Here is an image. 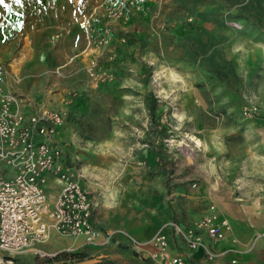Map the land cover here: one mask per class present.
Listing matches in <instances>:
<instances>
[{"label":"rangeland","instance_id":"rangeland-1","mask_svg":"<svg viewBox=\"0 0 264 264\" xmlns=\"http://www.w3.org/2000/svg\"><path fill=\"white\" fill-rule=\"evenodd\" d=\"M147 2L146 14L133 16L126 28L114 26L128 40L115 42L114 60H99L114 74L106 89L85 72L106 22L105 0H4L0 28L14 46L11 41L1 46L10 51L2 61L7 88L20 102L23 93L38 107L65 114L71 160L93 172L92 185L103 194L96 212L105 204L104 194L117 201L109 191L130 173L129 183L141 192L133 201L143 219L138 221L148 223L152 214L161 230L173 231L171 225L192 206L191 191L204 184L235 194L264 185V0ZM20 57L27 63L13 69L10 64ZM81 96L88 110L72 111L71 103ZM152 99L158 105L153 118L146 106ZM249 104L258 106L253 117L243 114ZM163 126L173 160L168 175L154 154ZM50 186L55 196L58 187L53 181ZM114 233L117 229L106 233L107 243L89 244L53 232L50 243L62 237L82 245L59 251L51 264H148L147 241L131 236L115 242ZM261 234L254 246L257 235L247 244L249 252L256 251ZM31 262L44 263L37 254Z\"/></svg>","mask_w":264,"mask_h":264},{"label":"built area","instance_id":"built-area-1","mask_svg":"<svg viewBox=\"0 0 264 264\" xmlns=\"http://www.w3.org/2000/svg\"><path fill=\"white\" fill-rule=\"evenodd\" d=\"M146 1L105 0L106 22L96 41V53L85 66L93 84L113 80L114 74L99 60L106 56L109 61L115 59V42L125 44L127 36L118 35L114 26L126 28L133 16L144 10ZM256 113V104L243 108L246 117ZM65 122V114L53 108L27 113L17 95L0 82V162L15 173L13 177L0 175V264H16L18 255L28 250L35 251L43 264H48L57 253L36 245L47 243L53 232L64 238H84L89 244L111 240L95 219L98 203L82 185L83 171L73 163L66 144L60 140ZM52 181L59 191L54 197L49 191ZM171 227L190 251L204 248L205 237L214 244L228 238L237 242L229 219L217 212L205 215L189 228L179 223ZM261 236L254 239L252 246ZM150 242L157 250L150 256L156 264H187L185 255L171 254L166 234L157 233ZM218 257L215 251L206 249L209 261Z\"/></svg>","mask_w":264,"mask_h":264},{"label":"crops","instance_id":"crops-1","mask_svg":"<svg viewBox=\"0 0 264 264\" xmlns=\"http://www.w3.org/2000/svg\"><path fill=\"white\" fill-rule=\"evenodd\" d=\"M146 5L150 6L149 2H146L144 6ZM134 20L135 19L133 18V21ZM6 33L8 32L5 27L0 28V82L6 89H8V85L6 84L7 80L4 77V72L6 71V69H4L5 64L2 60L5 58L4 56H6V54H10V51H8L9 47H6V50L3 51L1 46H6L5 44L8 41H11L8 45H12V49L14 41L9 39ZM87 51L89 54L93 52V49L90 51L87 49ZM23 53L21 55H23ZM13 61L14 62L10 64V66L15 69V66L18 67L20 64L24 65L27 63L28 59L23 61L20 57L19 59L14 58ZM21 68L22 67H20V69ZM18 96L21 99L23 109L27 113L31 114L41 108L36 105L34 101L35 98H28V96L23 93L18 94ZM53 109L58 110L57 108ZM60 140L66 144L67 152L70 156L71 150L69 147L72 141L70 140V133L66 122L60 132ZM81 171H83L84 174L82 180L83 187L92 196L96 197V199H102L101 195L103 194L101 189H99L100 187L96 188L92 185L94 178L93 172L86 167H83ZM14 174L13 170H11L6 164L0 162V175L13 177ZM129 181L130 173L120 179L118 182V187L120 188L116 186L117 188H114L113 191H109L112 193L110 194V198L115 196L117 201L112 202V198L109 200V196L106 198V194H104L105 204L99 207L95 213V219L104 234L110 231L114 232V230L117 229L118 233H114L116 237L114 238L115 242H128V238L136 236L139 241L148 242L143 247V250H145L146 254L148 253V256L150 257L157 250L149 241L156 235V233L161 231L170 239L171 254L177 255L181 253L185 255L188 263L206 264V249H210L219 255L218 258L211 260V263L213 264H232L233 262H235V264H264V237H262L263 239L257 244L255 252H249L247 248V244L253 239V237L255 235L258 237L259 233L261 234V232L264 231V185L257 187L256 189L249 188L247 192L243 191L236 194L233 190L225 189V191L222 192L216 188L211 189L205 184L201 186L200 189L197 188L196 190L191 191L192 197L194 196L191 199L192 206L188 207L184 212L185 217H180V225L184 228L192 227L201 216L208 215L211 212H217L221 216L229 219L233 232L237 237V242H234L232 238H228L226 241L214 244L205 237L204 248L201 247L198 250L190 251L187 249L181 237L177 236L170 227H164L162 230L160 229L162 225L158 216L156 217L152 216V214H148L149 217H147L150 218V221H148V223L145 222L146 224L138 221L139 218L142 219V216L137 218L138 216H136V210L133 206L135 205V202L133 201L141 192L139 186H136L135 184L131 185ZM104 211L106 212L104 213ZM63 238H60L62 242L58 244L50 243L49 241L44 244H37L36 247L42 248L49 253H59V251L66 250V248L76 249L82 245V242L80 241H70ZM34 255L36 256L35 251L33 250L25 251L22 255H18L16 264H26L27 262H30L29 264H31L32 256Z\"/></svg>","mask_w":264,"mask_h":264},{"label":"trees","instance_id":"trees-1","mask_svg":"<svg viewBox=\"0 0 264 264\" xmlns=\"http://www.w3.org/2000/svg\"><path fill=\"white\" fill-rule=\"evenodd\" d=\"M147 2V1H146ZM145 5V4H144ZM151 6H144L143 7V11L141 12V14H138V15H143L145 13L148 12L149 8ZM133 21V20H132ZM101 30V29H100ZM99 30V31H100ZM182 31L185 30L184 28L181 29ZM136 38L138 37V35H134ZM133 37V36H131ZM128 40V37L126 39V42ZM130 40V39H129ZM220 78L222 77L221 75H218ZM101 90L103 89H106L108 88L109 86L108 85H105V84H102L101 86ZM146 106H148V109H149V112H150V115L152 116V118L156 115V107L158 106L157 105V102L152 99L151 101H147L146 102ZM71 107H72V111L74 110H77L79 108H82L83 110H88V107L86 105V101L84 99V97H78V98H75L73 100V102L71 103ZM162 129H164L162 132V134L159 136L160 137V141L158 142V144L155 146V152L154 154H156V163L159 165L160 169H161V172L164 174V175H168L169 172H171L173 169V160H171L169 154L166 152V149H165V142H164V138H165V133H166V127L163 126ZM136 255V254H135ZM61 257V255H56V257H54L53 259H50L48 261V264H51L52 261H55L57 259H59ZM148 262V264H156L152 259H147L146 263ZM187 264H192L191 262L188 263V260L186 261ZM99 264H114L113 262H110L109 260L108 261H102V262H99Z\"/></svg>","mask_w":264,"mask_h":264},{"label":"snow or ice","instance_id":"snow-or-ice-1","mask_svg":"<svg viewBox=\"0 0 264 264\" xmlns=\"http://www.w3.org/2000/svg\"><path fill=\"white\" fill-rule=\"evenodd\" d=\"M17 2H19V0H17ZM4 3V0H0V4H3Z\"/></svg>","mask_w":264,"mask_h":264},{"label":"bare ground","instance_id":"bare-ground-1","mask_svg":"<svg viewBox=\"0 0 264 264\" xmlns=\"http://www.w3.org/2000/svg\"><path fill=\"white\" fill-rule=\"evenodd\" d=\"M143 244V243H142Z\"/></svg>","mask_w":264,"mask_h":264}]
</instances>
